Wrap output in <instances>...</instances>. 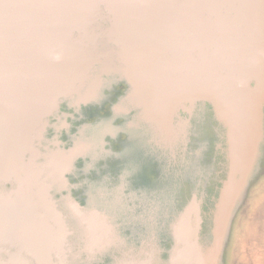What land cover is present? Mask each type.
Masks as SVG:
<instances>
[{"label":"water","instance_id":"obj_1","mask_svg":"<svg viewBox=\"0 0 264 264\" xmlns=\"http://www.w3.org/2000/svg\"><path fill=\"white\" fill-rule=\"evenodd\" d=\"M114 81L127 86L114 111L153 132L173 196L169 156L189 141L179 114L209 105L225 170L205 210L196 191L161 213L105 191L71 197L67 176L97 157L107 123L81 125L66 146L48 132L68 127L61 105L104 99ZM150 81L175 93L173 138L144 115ZM263 163L264 0H0V264H224Z\"/></svg>","mask_w":264,"mask_h":264},{"label":"rangeland","instance_id":"obj_2","mask_svg":"<svg viewBox=\"0 0 264 264\" xmlns=\"http://www.w3.org/2000/svg\"><path fill=\"white\" fill-rule=\"evenodd\" d=\"M121 85L120 81L112 82L110 88L102 92L104 99L82 105L78 110L61 105L60 112L66 115L64 120L68 127L66 129L61 128L56 132L52 130L48 132L47 138L56 136L66 146L68 136L73 135L76 128L81 125L107 123L106 134L103 137L104 145L96 150L97 157L95 159H78L74 165V172L67 176L69 183L75 186L70 190L71 197L83 206L87 200V194L96 196L97 192L105 191L116 196L120 195L128 205L135 198V203L139 201L140 210L144 213H148V209L152 205L155 213H161L163 212L162 207L167 205L164 203H167L168 200L170 204L173 202L179 206L188 198L190 191H196L198 195H203L202 209L205 210L215 191L217 180L220 181L224 178L223 176L219 180L221 171L225 170V160H222L220 150L216 152V147L224 150V135L220 134L218 130L216 132L217 128L212 126V121L209 120L212 116L211 111L207 112L204 104L198 105L194 109L192 118H189L187 113L179 114L183 120L189 119L187 130L189 134L195 131L196 142L194 141L193 144V152H182L181 147H179L174 153V159L169 156L171 169L167 178L169 175L170 177L175 175L178 178L176 182L179 184L175 190V196H173L174 191L172 189L164 188L170 180L166 182V178H162L163 175L159 176L161 163L160 153L157 151L156 170L158 178L155 182V189L153 193H143L139 189L142 181L146 184L151 182L150 169L146 168L137 175V166L132 161V157L134 154L137 158L148 156L150 140L142 129L133 128L132 131H128L124 125L127 118L125 120L117 117L120 115L114 116L110 113L111 106L114 108L122 96ZM201 113H203L204 118ZM198 119L202 120L201 124L198 123ZM123 155L129 159V169L126 177L121 179V168L117 167L116 164ZM169 159L164 157L163 164H166V160ZM262 166L264 170V163ZM194 167L197 172L193 179L182 181L186 178L189 169ZM89 186H91V190H88ZM149 188L150 186H147L144 190L152 192ZM174 199L175 201H173ZM224 264H264V172L251 184L246 201L233 220L230 239L224 255Z\"/></svg>","mask_w":264,"mask_h":264},{"label":"flooded vegetation","instance_id":"obj_3","mask_svg":"<svg viewBox=\"0 0 264 264\" xmlns=\"http://www.w3.org/2000/svg\"><path fill=\"white\" fill-rule=\"evenodd\" d=\"M122 83V85H121V88H122V91H121V94H123L124 92H125V90H126V85L123 83V82H121ZM204 107H206V110H207V112H210L211 111V108L209 107V105L208 104H205V106ZM110 113L112 114V115H114V116H116V114L117 115H120V116H117V117H121V118H124L125 120H126V118H127V120H126V122H125V128L129 131H132V129L133 128H138V129H142V131L143 132H145V135L147 134L148 135V137H150V134L153 136V132L152 131H147V129H146V124H144L143 122H141V121H138V125H136V127H134V126H132V125H130V123L133 121V115H134V113L130 110V111H121V112H119V113H117V112H115L114 111V108L111 106V108H110ZM212 113V112H211ZM202 114V117L204 118V116H203V113H201ZM194 115V112H193V114H192V116ZM192 116H191V118H192ZM207 120V119H206ZM205 120V121H206ZM209 120H211L212 121V126H215L217 129H216V132H217V130L218 131H220V134H223V130H222V128L220 127V125L213 119V116H211L210 117V119ZM209 120H208V123H209ZM202 120L201 119H198V123H202L201 122ZM197 131V130H196ZM194 133H195V131H194ZM194 133H190L189 134V141H188V143H187V148H186V152L187 153H190V152H193V144H194V141L196 140V138L194 137ZM198 133V132H197ZM216 135L217 136H219V134L218 133H216ZM196 136V135H195ZM126 137H127V135H126ZM133 137V136H132ZM127 139H128V137H127ZM129 141V140H128ZM196 142V141H195ZM196 144V143H195ZM134 147V146H133ZM130 148H131V146H130ZM132 149V148H131ZM218 150H220V154H222V160L224 159V155H223V148H222V150L221 149H217V147H216V152H218ZM156 151L158 152V153H160V147H159V145H157L156 143H155V140H154V138H153V140L152 141H150L149 142V145H148V151H147V153H148V156H144L143 158H137L136 156H135V154H134V157H132L133 158V162H135V165L137 166V168H136V173H137V175H139V173H141L142 171H144V170H146V168H149L150 170H149V173H150V178H151V182L150 183H148V184H146L144 181H142V185H141V188L139 189V190H141V192H143V193H145V192H149V194L150 193H153L154 192V189H155V182L157 181V170H156V161H157V159H156ZM154 152V153H153ZM219 154V153H218ZM221 159V158H220ZM129 159L128 158H126L125 157V155H123L120 159H119V162L116 164V166L118 167H120L121 168V173H122V175L120 176L121 177V179L122 178H124V177H126V173L128 172V167H129V161H128ZM113 161V160H112ZM202 165H204V164H202ZM224 170V169H223ZM114 171V170H113ZM112 173H114V172H112ZM159 176H160V174H159ZM224 176V171H221V175L219 176L220 178H219V180L222 178ZM146 184V185H145ZM220 185V182L217 180V183H216V188L218 187ZM147 186L149 187L150 186V188H149V190L151 189L152 190V192H150V191H147V190H144V188H147Z\"/></svg>","mask_w":264,"mask_h":264},{"label":"bare ground","instance_id":"obj_4","mask_svg":"<svg viewBox=\"0 0 264 264\" xmlns=\"http://www.w3.org/2000/svg\"><path fill=\"white\" fill-rule=\"evenodd\" d=\"M151 83L152 82L150 81V84ZM158 88L159 86L153 82L150 90L139 94L138 100H141L145 105L143 111L144 115L151 118L155 125L159 126L160 130L166 135V137L173 138L174 135H177L180 131L184 130V127H173L171 122V102L173 101L175 93L172 91L171 87L163 92H160L161 90H158ZM91 229L97 232L98 225H93Z\"/></svg>","mask_w":264,"mask_h":264}]
</instances>
